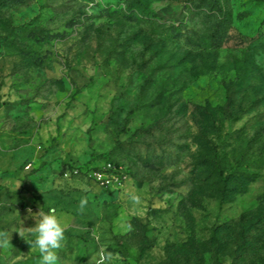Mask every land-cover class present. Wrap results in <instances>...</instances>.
I'll use <instances>...</instances> for the list:
<instances>
[{
    "label": "rangeland",
    "instance_id": "rangeland-1",
    "mask_svg": "<svg viewBox=\"0 0 264 264\" xmlns=\"http://www.w3.org/2000/svg\"><path fill=\"white\" fill-rule=\"evenodd\" d=\"M40 210L58 264H264V0H0V264Z\"/></svg>",
    "mask_w": 264,
    "mask_h": 264
},
{
    "label": "clouds",
    "instance_id": "clouds-1",
    "mask_svg": "<svg viewBox=\"0 0 264 264\" xmlns=\"http://www.w3.org/2000/svg\"><path fill=\"white\" fill-rule=\"evenodd\" d=\"M131 200L135 204H139L140 198L138 196H131ZM86 201L80 202V208L83 209ZM29 214L32 215L29 210ZM39 216V219L36 217ZM35 226L27 229V237H22L30 245V248L37 249L39 252L38 264H58L59 256L57 250L62 247V242L65 240V232L67 224L62 222L60 217L54 212L41 213L34 216ZM11 234L6 231H0V244L10 243Z\"/></svg>",
    "mask_w": 264,
    "mask_h": 264
}]
</instances>
